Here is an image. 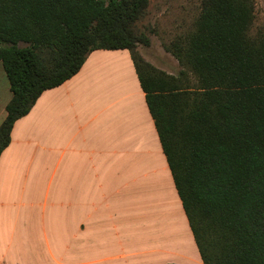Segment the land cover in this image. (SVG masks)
<instances>
[{"label":"trees","instance_id":"1","mask_svg":"<svg viewBox=\"0 0 264 264\" xmlns=\"http://www.w3.org/2000/svg\"><path fill=\"white\" fill-rule=\"evenodd\" d=\"M149 0H0V64L13 124L74 76L96 50L130 53L203 264H264V25L255 0H201L166 52L180 71L146 62L138 44Z\"/></svg>","mask_w":264,"mask_h":264},{"label":"crops","instance_id":"2","mask_svg":"<svg viewBox=\"0 0 264 264\" xmlns=\"http://www.w3.org/2000/svg\"><path fill=\"white\" fill-rule=\"evenodd\" d=\"M0 85L5 111L1 64ZM0 264H203L127 50L91 52L13 124Z\"/></svg>","mask_w":264,"mask_h":264},{"label":"rangeland","instance_id":"3","mask_svg":"<svg viewBox=\"0 0 264 264\" xmlns=\"http://www.w3.org/2000/svg\"><path fill=\"white\" fill-rule=\"evenodd\" d=\"M201 0H149L146 15L139 28L149 39V45L138 44L140 56L153 67L169 75H177L180 66L177 60L165 51L168 44L179 32L192 27L200 7ZM256 17L259 26L264 25V0H255ZM1 86V85H0ZM3 91L0 88V92ZM0 99V126L5 120Z\"/></svg>","mask_w":264,"mask_h":264}]
</instances>
